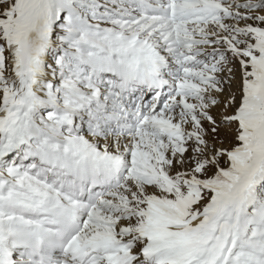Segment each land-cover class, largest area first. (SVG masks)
<instances>
[{
	"label": "snow or ice",
	"instance_id": "snow-or-ice-1",
	"mask_svg": "<svg viewBox=\"0 0 264 264\" xmlns=\"http://www.w3.org/2000/svg\"><path fill=\"white\" fill-rule=\"evenodd\" d=\"M0 264H264V0H0Z\"/></svg>",
	"mask_w": 264,
	"mask_h": 264
}]
</instances>
